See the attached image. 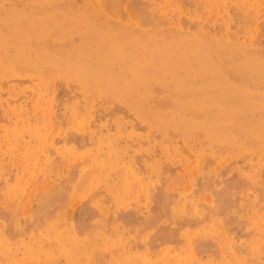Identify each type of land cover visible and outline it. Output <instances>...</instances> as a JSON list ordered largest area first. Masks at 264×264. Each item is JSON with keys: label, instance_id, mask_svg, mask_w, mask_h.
<instances>
[{"label": "rangeland", "instance_id": "obj_1", "mask_svg": "<svg viewBox=\"0 0 264 264\" xmlns=\"http://www.w3.org/2000/svg\"><path fill=\"white\" fill-rule=\"evenodd\" d=\"M0 264H264V0H0Z\"/></svg>", "mask_w": 264, "mask_h": 264}, {"label": "bare ground", "instance_id": "obj_2", "mask_svg": "<svg viewBox=\"0 0 264 264\" xmlns=\"http://www.w3.org/2000/svg\"><path fill=\"white\" fill-rule=\"evenodd\" d=\"M89 14H90V13H89ZM51 16H52V15H51ZM15 19H16V18H15ZM15 19H14V20H15ZM60 20H61V19H60ZM91 21H92V20H91ZM91 21H89V22L87 21V22L90 23ZM16 22H18V21H16ZM89 25H90V24H89ZM95 26H96V25H95ZM89 27H90V26H89ZM98 28H99V27H98ZM98 28H96V29H98ZM18 29H19V28H18ZM90 29H91V28H90ZM90 29H89V30H90ZM92 29H93V28H92ZM94 30H95V29H94ZM113 30H114V29H113ZM97 31H98V30H97ZM110 31H112V30H110ZM136 31H137V30H136ZM100 32H102V31H100ZM124 32H125V31H124ZM159 32H160V31H159ZM108 33H110V32H108ZM100 34H104V33L102 32V33H100ZM105 34L107 35V33H105ZM131 34H132V33H131ZM173 34H174V33H173ZM82 35H83V34H82ZM128 35H129V34H128ZM155 35H156V34H155ZM155 35H154V37H155ZM158 35H160V34H158ZM174 35H175V34H174ZM86 36H88V35H86ZM107 36H108V35H107ZM107 36H106V37H107ZM109 36H110V35H109ZM111 36H113V34H112ZM134 36H135V34H134ZM137 36H138V35H137ZM170 36H171V34H170ZM99 37H100V36H99ZM122 37H123V35H122ZM148 37H149V36H148ZM160 37H161V36H160ZM160 37H159V38H160ZM103 38H104V35H103ZM103 38H102V39H103ZM113 38H114V37H113ZM123 38H124V37H123ZM127 38H128V36H127ZM132 38H133V37H132ZM138 38H139V37H138ZM155 38H156V37H155ZM83 39H84V38H83ZM87 39H88V38H87ZM87 39H86V40H87ZM99 39H100V38H99ZM102 39H101V40H102ZM107 39H108V38H107ZM114 39H115V38H114ZM124 39H125V38H124ZM163 39H164V38H163ZM170 39H171V37H170ZM177 39H178V38H177ZM91 40L93 41L94 39H91ZM109 40H110V39H109ZM128 40H129V39H128ZM133 40H134V39H133ZM146 40H147V39H146ZM148 40H149V39H148ZM173 40H174V39H173ZM173 40H172L171 42H173ZM84 41H85V40H84ZM99 41H100V40H99ZM99 41H98V42H99ZM129 41H132V40L130 39ZM129 41H128V42H129ZM155 41H156V40H155ZM157 41H158V40H157ZM175 41H176V40H175ZM175 41H174V42H175ZM93 42H94V41H93ZM100 42H101V41H100ZM108 42H109V41H108ZM150 42H151V41H150ZM169 42H170V41H169ZM171 42H170V43H171ZM176 42H177V41H176ZM178 42H179V41H178ZM95 43L97 44V42H95ZM154 43H155V42H154ZM186 43H187V41H186ZM84 44H85V43H84ZM91 44H93V43H91ZM91 44H89V45H91ZM99 44H100V43H99ZM117 44H118V43H117ZM124 44H125V43H124ZM174 44H175V43H174ZM174 44H173V45H174ZM176 44H177V43H176ZM89 45H88V46H89ZM93 45H94V44H93ZM100 45H101V44H100ZM162 45H163V44H162ZM171 45H172V44H171ZM81 46H82V45H81ZM120 46H121V45H120ZM127 46H128V45H127ZM149 46H150V45H149ZM156 46H157V45H156ZM156 46H155L154 49H156ZM165 46H166V45H165ZM84 47H85V46H84ZM93 47H94V46H93ZM97 47H98V45H97ZM97 47H96V48H97ZM111 47H112V45H111ZM121 47H123V46H121ZM121 47H119V48H121ZM135 47H136V45H135ZM172 47H173V46H172ZM202 47H203V46H202ZM112 48H113V47H112ZM115 48H118V46L115 47ZM159 48H160V47H159ZM166 48H167V47H166ZM169 48H170V47H169ZM212 48H214V47H212ZM81 49H83V48L81 47ZM152 49H153V47H152ZM154 49H153V50H154ZM171 49H172V48H171ZM181 49H182V48H181ZM92 50H93V49H92ZM95 50H96V49H95ZM114 50H115V49H114ZM129 50H130V49H129ZM161 50H163V48H162ZM165 50H166V49H165ZM175 50H176V49H175ZM101 51H102V50H101ZM112 51H113V50H112ZM118 51H119V49L117 50V52H116V51H115V52L118 53ZM137 51H138V50H137ZM150 51L152 52V50H150ZM150 51L148 50V52H150ZM157 51H158V50H157ZM157 51L155 52V54H156V53L159 54ZM167 51H170V50H167ZM88 52H89V51H88ZM99 52H100V51H99ZM132 52H133V51H132ZM141 52H143V51H141ZM151 52H150V53H151ZM159 52L161 53V51H159ZM163 52H164V50H163ZM170 52H171V51H170ZM183 52H184V51H183ZM183 52H182V53H183ZM61 53H62V52H61ZM61 53H60V54H61ZM112 53H114V52H112ZM127 53H128V52H127ZM152 53H153V52H152ZM173 53H174V51H173ZM40 54H42V53H40ZM46 54H47V53H46ZM83 54H84V53H83ZM121 54H122V53H121ZM135 54H136V53H135ZM157 54H156V55H157ZM174 54H175V53H174ZM139 55H141V54H139ZM147 55H149V54H147ZM147 55H146V56H147ZM152 55H154V54H152ZM41 56H42V55H41ZM80 56H81V55H80ZM121 56H122V55H121ZM121 56H120V57H121ZM135 56H137V54H136ZM142 56H143V55H142ZM144 56H145V55H144ZM144 56H143V57H144ZM146 56H145V57H146ZM149 56H150V55H149ZM38 57H39V56H38ZM38 57H37V59L39 60ZM43 57H44V56H43ZM53 57H54V56H53ZM116 57H117V56H116ZM140 57H141V56H140ZM140 57H139V58H140ZM143 57H142V58H143ZM50 58H51V57H50ZM65 58H66V57H65ZM121 58H122V57H121ZM127 58H128V57H127ZM136 58H138V57H136ZM147 58H148V57H147ZM161 58H164V57H161V56H160V59H159V60H161ZM19 59H20V58H19ZM48 59H49V58H48ZM61 59H62V58H61ZM61 59H59V61H60ZM132 59H133V58H132ZM143 59H144V58H143ZM172 59H174V58H172ZM179 59H180V58H179ZM16 60H17V59H16ZM40 60H41V59H40ZM42 60H43V59H42ZM49 60H50V59H49ZM49 60H47V61L49 62ZM51 60L53 61V59H51ZM66 60H67V59H66ZM149 60H150V59H149ZM196 60H198V59H196ZM19 61H20V60H19ZM19 61H18V62H19ZM36 61H37V60H36ZM43 61H44V60H43ZM47 61H46V62H47ZM156 61H157V59H156ZM178 61H179V60H178ZM46 62H45V63H46ZM50 62H51V61H50ZM54 62H55V60H54ZM110 62H111V60H110ZM151 62H152V61H151ZM180 62H181V61H180ZM52 63H53V62H52ZM103 63L106 64V62H103ZM125 63H126V61H125ZM142 63H143V62H142ZM152 63H153V62H152ZM16 64H17V63H16ZM30 64H31V63H30ZM46 64H47V63H46ZM55 64L57 65V61H56ZM78 64H79V63H78ZM86 64H87V63H86ZM91 64H92V63H91ZM91 64H90V66H91ZM98 64H99V63H98ZM114 64H115V63H114ZM119 64H120V63H119ZM136 64H137V63H136ZM37 65H38V64H37ZM102 65L104 66V64H102ZM106 65H107V64H106ZM143 65H144V64H143ZM161 65H162V63H161ZM58 66H60V64H59ZM63 66H64V68H65V65H63ZM67 66H68V64H67ZM87 66H88V65H87ZM100 66H101V64H100ZM121 66H122V65H121ZM134 66H135V65H133V67H134ZM139 66H140V65H139ZM81 67H83V66H81ZM101 67H102V66H101ZM104 67H105V66H104ZM111 67H112V65H111ZM144 67H146V66L144 65L143 68H144ZM58 68H60V67H58ZM87 68H88V67H87ZM89 68H91V67H89ZM89 68H88V69H89ZM92 68H93V67H92ZM106 68H107V67H106ZM135 68H137V67H135ZM143 68H142V69H143ZM74 69H75V68H74ZM83 69H85V68H82V70H83ZM124 69H125V68H124ZM144 69H145V68H144ZM159 69H160V68H159ZM91 70H92V69H91ZM97 70H98V69H97ZM99 70H100V69H99ZM107 70L110 71L109 69H107ZM129 70H130V69H129ZM134 70H136V69H134ZM176 70H177V69H176ZM11 71H12V70H11ZM85 71H86V70H85ZM64 72H65V71H64ZM91 72H95V70H93V71H91ZM91 72H90V74H91ZM100 72H101V71H100ZM110 72H111V71H110ZM110 72H109V74H110ZM125 72H126V71H125ZM125 72H124V73H125ZM134 72H135V71H134ZM141 72H142V71H141ZM148 72H149V71H147V73H148ZM150 72H151V71H150ZM158 72H159V71H158ZM160 72H162V71H160ZM164 72H165V71H164ZM169 72H170V70H169ZM80 73H83V71L80 72ZM97 73H98V72H97ZM111 73H112V72H111ZM145 73H146V72H145ZM145 73H144V74H145ZM65 74H66V73H65ZM98 74H99V73H98ZM98 74H97V75H98ZM100 74L102 75L103 73H100ZM104 74H105V72H104ZM120 74H121V73H120ZM136 74H137V77H138V73H137V72H136ZM159 74H160V73H159ZM163 74H164V73H163ZM74 75H75V74H74ZM92 75H93V73H92ZM110 75H111V74H110ZM133 75H134V74H133ZM169 75H170V74H169ZM176 75H177V74H176ZM176 75H175V77H176ZM116 76H117V75H116ZM118 76H119V75H118ZM122 76H123V75H122ZM139 76H140V72H139ZM149 76H150V75H149ZM157 76H158V75H157ZM75 77H76V76H75ZM80 77H81L82 80H83V77H82V76H80ZM86 77H87V76H86ZM86 77H85V80H87ZM96 77H97V76H96ZM123 77H124V76H123ZM130 77H131V75H130ZM147 77H148V76H147ZM151 77H152V72H151ZM159 77H160V76H159ZM97 78H98V77H97ZM100 78H101V77H100ZM102 78H103V77H102ZM140 78H141V77H140ZM142 78L145 79V75L142 76ZM152 78H153V77H152ZM119 79H120V78H118L117 80H119ZM123 79H124V78H123ZM137 79H138V78H137ZM77 80H78V79H77ZM82 80H81V81H82ZM115 80H116V79H115ZM146 80H147V79H146ZM152 80H154V79H152ZM155 80H156V79H155ZM155 80H154V81H155ZM157 80H158V78H157ZM95 81H96V80H95ZM119 81H121V80H119ZM123 81H124V80H122V82H123ZM125 81H126V80H125ZM128 81H129V80H128ZM76 82H77V81H76ZM86 82H87V81H86ZM98 82H99V81H98ZM98 82H97V83H98ZM113 82H114V80L112 81V83H113ZM115 82H116L115 84H117V81H115ZM136 82H138V81H136ZM155 82H156V81H155ZM155 82H154V83H155ZM175 82H177V80H176ZM183 82H184V81H183ZM118 83H119V82H118ZM123 83H124V82H123ZM134 83H135V82H134ZM138 83H139V82H138ZM181 83H182V82H181ZM77 84H78V83H77ZM79 84H80V83H79ZM124 84H126V83H124ZM132 84H133V82H132ZM150 84H151V83H150ZM150 84H148V85H150ZM152 84H153V83H152ZM170 84H171V83H170ZM130 85H131V84H130ZM155 85H156V84H155ZM188 85H189V84H188ZM85 86H86V85H85ZM87 86H88V85H87ZM169 86H170V85H169ZM83 87H84V86H83ZM112 87H113V86H112ZM122 87H123V86H122ZM167 87H168V86H167ZM113 88H114V87H113ZM161 88H162V87H161ZM172 88H173V87H172ZM124 89H125V88H124ZM149 89H151V87H150ZM154 89H155V88H154ZM154 89H153V90H154ZM112 90H113V89H112ZM103 91H104V90H103ZM116 91H118V89H117ZM123 91H124V90H123ZM123 91H121V92H123ZM169 91H170V90H169ZM169 91H167V92H169ZM107 92H108V90H107ZM113 92H114V90H113ZM119 92H120V91H119ZM162 92H163V90H162ZM115 93H116V92H115ZM188 96H190V95H188ZM261 99H262V98H261ZM167 101H168V100H167ZM170 102H171V100H170ZM171 104H172V103H171ZM170 106H171V105H170ZM176 107L179 109L178 105H177ZM171 108H172V106H171ZM177 108H176V109H177ZM182 111L184 112V110H182ZM185 111H186V110H185ZM189 111H190V110H189ZM186 112H187V111H186ZM194 112H196V111H193V113H194ZM199 113H200V112H199ZM203 113H204V112H203ZM184 114H185V112H184ZM194 114H195V113H194ZM196 114H198V112H196ZM200 114H201V113H200ZM190 115H191V114H190ZM190 115H189V116H190ZM192 115H193V114H192ZM192 115H191V116H192ZM74 116H75V115H74ZM184 116H186V114H185ZM191 116H190V117H191ZM193 116H194V115H193ZM193 116H192V117H193ZM214 116H215V115H214ZM200 117H201V116H200ZM202 117H203V116H202ZM188 118H189V117H188ZM194 118H195V117H194ZM213 118H214V117H213ZM192 119H193V118H192ZM196 119H198V117H197ZM194 120H195V119H194ZM253 121H254V120H253ZM189 122H190V121H189ZM171 123H172V121H171ZM183 124H184V123H183ZM247 124H248V122H247ZM181 125H182V124H181ZM189 125H190V124H189ZM204 125H205V124H204ZM178 126H179V124H178ZM179 127H180V126H179ZM219 127H220V126H219ZM196 129H197V128H196ZM210 129H211V128H210ZM214 129H215V128H214ZM195 131H196V130H195ZM206 131H207V130H206ZM209 131H211V130H209ZM216 131H217V130H216ZM205 133H206V132H205ZM206 134H207V133H206ZM206 134H205V135H206ZM207 135H208V134H207ZM210 135L212 136V134H210ZM215 137H216V136H215ZM217 137H218V136H217ZM212 138H213V137H212ZM218 138H221V137L219 136ZM96 219H97V218H96ZM101 219H102V218H101ZM167 223H168V222H167ZM167 223H166V224H167ZM89 225H90V224H89ZM90 232H91V231H90ZM4 248H5V247H4ZM9 252H10V251H9ZM6 253H7V252H6ZM4 255H5V254H4ZM6 255H10V254L8 253V254H6Z\"/></svg>", "mask_w": 264, "mask_h": 264}]
</instances>
